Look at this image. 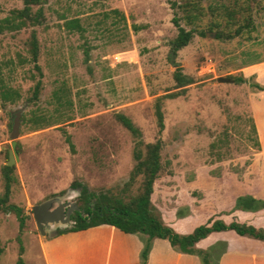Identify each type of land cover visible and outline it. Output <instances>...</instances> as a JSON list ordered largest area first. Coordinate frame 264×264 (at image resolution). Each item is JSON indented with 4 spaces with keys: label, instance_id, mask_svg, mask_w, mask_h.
<instances>
[{
    "label": "rangeland",
    "instance_id": "obj_1",
    "mask_svg": "<svg viewBox=\"0 0 264 264\" xmlns=\"http://www.w3.org/2000/svg\"><path fill=\"white\" fill-rule=\"evenodd\" d=\"M170 3L43 0L32 8H40L39 25L12 29L5 20L22 9V0H0V197L10 113L21 109L7 201L19 210L0 211V264H16L19 257L23 264H44L41 242L69 227L77 212L68 226H49L41 235L30 209L54 198L79 208L73 184L122 203L139 196L144 176L132 178L134 156L142 160L146 145L158 139L161 170L150 202L164 225L186 235L215 220L233 222L241 211L234 203L242 196L243 174H257L259 143L264 153V66L251 67L264 62V0ZM174 17L193 35L173 55ZM177 69L191 81L183 88L175 86ZM255 95L263 104L254 116L249 100ZM159 98L162 130L155 113ZM195 248L215 259L227 241L212 235Z\"/></svg>",
    "mask_w": 264,
    "mask_h": 264
},
{
    "label": "trees",
    "instance_id": "obj_2",
    "mask_svg": "<svg viewBox=\"0 0 264 264\" xmlns=\"http://www.w3.org/2000/svg\"><path fill=\"white\" fill-rule=\"evenodd\" d=\"M43 0H22L23 7L20 10L11 12V18H7L5 22L9 25V28L17 29L21 25H25L26 22L32 25H39L42 17L40 8L32 13L33 6H38ZM169 3L171 0H167ZM173 9L175 4L170 3ZM15 20L19 21L16 22ZM173 24L177 29L176 37L171 41V53L174 55L177 51L187 46L192 38L193 32L191 30H185L178 24L177 17L173 18ZM32 60H36V49L34 44L31 45ZM37 68V67H36ZM174 80L176 88H183L191 83L190 79L182 75L180 69L174 73ZM239 82L242 79H237ZM38 94V83L34 86L32 99H35ZM172 98L176 94L167 95ZM160 99H157L155 113L159 125V129L163 128V116L159 107ZM122 125L131 132V134L137 136L139 133L137 128L132 125L130 120L124 116H120ZM255 131V129H254ZM160 149L161 141L158 139L153 144L146 145L145 157L141 160L140 156L135 154L134 160L136 166L132 172V178L136 175L142 174L144 176V188L143 192L131 199L128 203H122L120 200H111L104 195H96L88 192V189L81 185L73 184L74 188L80 190L79 198L81 199V206L79 209L83 210V213L77 212L72 224L65 229L56 230L55 235H63L70 232H78L87 230L89 228L108 225L112 226L125 234L140 235L145 237L143 241V248L140 253V264H146L151 242L153 239L167 240L170 247L182 254L197 256L201 264H217L218 258H213L210 253L196 249L195 246L198 242L205 239L209 234L213 232L221 231H234L240 236H249L264 242V232L261 229H256L252 226H247L237 222H230L225 224L220 220H215L212 223L206 225H200L186 235H179L164 225L160 218L156 215L154 208L151 205L150 198L153 192V184L158 173L161 170L160 164ZM14 166H3L1 173L4 180V193L0 197V211L4 213H10L18 211L16 207L7 204L10 194V187L14 183L13 177ZM234 208L241 211H258L264 208V202L257 200L251 196H238L234 203ZM26 217L23 215L19 219V225L22 228ZM0 248V254L2 253ZM19 252H22L20 248ZM16 264H23L22 258H18Z\"/></svg>",
    "mask_w": 264,
    "mask_h": 264
},
{
    "label": "crops",
    "instance_id": "obj_3",
    "mask_svg": "<svg viewBox=\"0 0 264 264\" xmlns=\"http://www.w3.org/2000/svg\"><path fill=\"white\" fill-rule=\"evenodd\" d=\"M262 63L251 67L264 66V62ZM261 93L264 94V91ZM258 97L255 95L249 100L250 110L254 116L263 104ZM261 146L263 145L259 143L257 174L252 172V177L243 174L241 195L251 196L264 202V153L261 154ZM245 180L248 182L245 183ZM233 220L264 232V209L255 212L236 211ZM54 226V228H63L60 225ZM171 226L177 230L175 226ZM181 233H188V231ZM212 235L227 241V248L220 253L217 264H264L263 241L249 236H240L231 230L213 232L206 238ZM200 242L196 244V247ZM91 247L93 250L86 252ZM142 247V241L138 235L125 234L112 226L102 225L83 231L52 236L41 242L40 252L44 264H76L78 259L86 260V264L90 261L96 264H140ZM84 253L88 255L83 257ZM90 253H96V258L90 257ZM146 264H201V262L194 255L174 251L167 240L153 239Z\"/></svg>",
    "mask_w": 264,
    "mask_h": 264
},
{
    "label": "water",
    "instance_id": "obj_4",
    "mask_svg": "<svg viewBox=\"0 0 264 264\" xmlns=\"http://www.w3.org/2000/svg\"><path fill=\"white\" fill-rule=\"evenodd\" d=\"M218 82L232 83V80L219 77ZM20 110L11 112L12 124L10 131V150L8 151V157L6 166L12 167L18 161V153L16 151L17 138L19 137L20 129ZM33 220L36 224L37 230L41 235H44V230L53 224H60L68 226L70 224V217L74 212L81 211L75 203L62 202L59 198H54L43 202L39 205H35L30 209Z\"/></svg>",
    "mask_w": 264,
    "mask_h": 264
},
{
    "label": "flooded vegetation",
    "instance_id": "obj_5",
    "mask_svg": "<svg viewBox=\"0 0 264 264\" xmlns=\"http://www.w3.org/2000/svg\"><path fill=\"white\" fill-rule=\"evenodd\" d=\"M71 218V217H70ZM54 225H60V224H53V225H50V226H54ZM63 226V225H62Z\"/></svg>",
    "mask_w": 264,
    "mask_h": 264
}]
</instances>
